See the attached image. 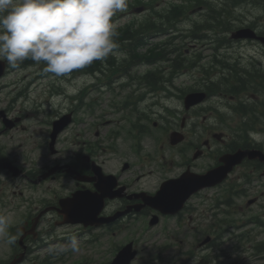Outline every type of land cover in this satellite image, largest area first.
Instances as JSON below:
<instances>
[{"label":"rangeland","instance_id":"1","mask_svg":"<svg viewBox=\"0 0 264 264\" xmlns=\"http://www.w3.org/2000/svg\"><path fill=\"white\" fill-rule=\"evenodd\" d=\"M173 1L178 2L177 0ZM234 1L238 2L237 0H233L232 3L231 0H225L229 9L234 14H239L242 10L241 4H234ZM247 8L249 9V7ZM253 8L254 14L258 16L257 20L260 23L248 20L246 26L257 25L262 27V31H264V18L260 16V13H258V9H260V7L256 6ZM227 27H230V25L226 24L222 26L223 29ZM211 35L214 37L221 38L224 41L226 40V35H222L220 29L211 30ZM179 45L180 44L174 41V46L178 47ZM230 46H234V44L232 43V45ZM241 46L243 48H250L252 45L246 46V44H243ZM136 50L142 53L141 50ZM127 63L128 60L124 59L122 64ZM19 77L23 79V85L25 86L24 90L26 92H22V96L17 99V102L15 103L16 107L13 109L10 107V100L7 98V96L2 95L0 107L10 108L13 110V113L19 110L25 111V109H27L26 111L29 114H27V119L23 120L24 122H26V131L22 139L26 137L28 141L25 142L21 148L16 149L15 147L17 143L22 140L20 139L21 136L15 137L12 140H4L7 143V148L11 157L23 154L25 159H30L34 161L36 167L49 165L54 160L67 161L73 157V153L83 148L82 143H93L94 140L97 138L95 137V133L97 131L103 132L105 130L102 126L95 127V124H99L100 122L109 119L111 115L114 114L112 104L118 103L120 101L119 98L115 97L112 94L102 93L101 91H99V88L96 87L97 82H94L93 78L85 79L83 76H77L74 81L68 82L66 85H64L63 90H60L62 96L47 101L44 98V94L46 92L44 85L37 84L36 87H33L30 86L31 84H29V81H33L34 79L33 72L28 71L25 73H21ZM53 78L54 76L53 74H51L49 80H52ZM18 81L21 85V80ZM183 85L187 86L188 84H186L185 81H180L179 87H183ZM52 91H54V89H52ZM81 92L84 94V96H81ZM75 96L82 97V107L85 106L84 108L77 110V103H72L71 100V97ZM86 105L93 106L89 108L86 107ZM172 106L175 107L174 104ZM245 106L246 105L244 103V107ZM70 110H73V112L75 113V122L68 128V130H66L62 134L59 140L58 150L60 151V154L55 157H49L47 155L45 143L46 130L49 126V122L54 117H59L60 115L67 113ZM24 115L26 114L24 113L22 117H24ZM100 116L101 121H98V117ZM113 117L117 118L118 116ZM152 131L153 136H160L159 131H157L156 129H152ZM38 138H40L41 140V145L38 149H36L35 139ZM143 146V154L153 153L156 150L154 148V143H152V134H149L146 137ZM118 147L121 157V151L123 150V153L128 156L126 158L127 160L135 161L136 157L132 152H130L129 149H125L124 145H120ZM248 171L249 169L245 167L243 169H239L235 174H242ZM176 173L177 171L171 169L157 170V172L152 177H150L148 181L145 182L146 187L148 189L154 190L157 187L160 179L174 176L176 175ZM15 184L16 183L14 181H9L8 188L16 189ZM73 186L74 185L72 181L68 178L60 179L58 182L51 184V188L53 190H56L59 194L67 193L73 188ZM223 191L224 188L216 190L214 192H209L207 193V195L211 198L214 196L220 197L219 194ZM254 191L256 192L258 191V189H255ZM241 201L242 200L240 199L235 200L237 205H240ZM28 202L29 204H32L31 201ZM209 204H212V202L210 201ZM230 208H232V210H235V208L237 207L232 204L230 205ZM7 211H12V207L10 204L9 208L6 209V212ZM249 211L250 213L244 216L243 211L238 210V212H240V215H242V218L234 217V219L237 221L235 225L238 228H231L228 232L222 234L223 239L219 240V248L211 249L208 251L209 253L203 252V254H201L197 252L193 264H199V261L204 257H207L208 261L211 264H264V254H257L254 252L253 249L256 244L260 242L264 243V234H256V232L260 230L259 227H254L253 225H246V218L249 219L250 217H252L253 214H255L254 209H250ZM217 212L219 213L220 211ZM246 212L247 211L245 210V213ZM9 214L8 216L10 217L14 216V218L10 220V223H13L18 219V213H12L10 215ZM142 220L143 219H135L130 221L126 224L127 226L124 229L120 230V232L117 231L114 236L105 235L104 239H100L94 245L87 247L83 242L80 241L78 242V247H80V245H84V247L82 246V249H78V251H73L69 243H66V245H61L64 246V249L63 251L59 250V252L64 253L62 255L63 257L56 260L55 262L53 261L52 264H76V262L78 261L85 262V264H99L101 262L107 263L111 260V256H109L108 251H106L109 245L112 244L113 248L115 249L116 247L118 248L131 240L134 242V246L138 252L137 258L133 262V264H192L188 261H185L183 257L177 255V250L179 248L177 247V239L184 238V232L181 227L177 226L174 222L169 221L165 225V228L156 227L153 230L148 229L147 232L141 233L142 230H146L149 227L147 223L142 224ZM242 233H248L249 235H251L252 240H244L238 242L235 237L241 235ZM174 234H177L173 239V241H176V243L169 245V251H166L164 249L160 251V246H164L166 243L171 242L172 236ZM3 236H0V258L5 255L6 251V243L1 241ZM110 239H112V243L110 242ZM238 245L239 248L237 249L236 247ZM46 253L47 251L44 250L38 254L34 253L35 255L32 256L31 259H35V261H29V263L27 264H42L41 261L46 255ZM155 256H160V260L153 261V257ZM37 257L39 259L38 261H36Z\"/></svg>","mask_w":264,"mask_h":264},{"label":"flooded vegetation","instance_id":"2","mask_svg":"<svg viewBox=\"0 0 264 264\" xmlns=\"http://www.w3.org/2000/svg\"><path fill=\"white\" fill-rule=\"evenodd\" d=\"M253 1H256L258 5L262 2V0ZM247 13L250 12L247 11ZM246 28L253 30L257 36L264 37L262 27L257 25H247ZM220 30H224L225 32L222 33V35H227V32H230V34L232 33L231 27L230 30H228V28L223 29L222 27ZM219 41L222 43L221 47L230 46L233 43L227 38L225 41L222 39ZM240 42L241 45H252L247 49L249 53L247 57L241 58V60H234L229 66L221 67V69H219L220 72L208 71L204 67L201 68L200 72L197 70L199 73L196 77L199 78L195 84L194 91L198 93L203 92L205 96L202 103L193 108V117L187 121L188 116L183 115L180 121L181 124L178 129L182 131L186 140L188 136H194L195 151H197L198 156L193 161L196 162L202 159L210 161L208 168L201 172L198 171V173H204L219 166V159L224 154L233 153L238 149V147L235 146V142L228 140L227 137L217 138L216 129L218 127L226 128L228 125L233 126L234 124L237 125L242 123L243 125L250 126L253 130H256V132L264 133V45H261L260 41H257L254 38L252 41L247 42L246 39H243L240 40ZM239 99L241 102H239ZM243 103H245V107L243 106ZM237 117H242V119ZM5 131L7 130H4V126L0 124V135ZM101 141L102 143L99 144L101 149L96 153L92 152L91 155H96V158H98L101 156L98 154L103 153L100 157L102 161L97 160V164L102 167L105 175L111 174L116 178L115 184L112 186V197L105 201V208L102 212L103 215L105 217H111L114 214L126 213L125 217L127 221H131L137 216H155L156 212L148 207L140 209L139 212H131L129 210L132 206L141 205V200L136 199L134 196L137 193L144 191L142 189H136V185L142 176L135 177V170L139 167H143L146 162L144 163L143 159H140L139 166L134 162H127L126 158L128 156L123 153L124 151H121L122 158L120 156L119 148L110 145L104 146L105 139H102ZM251 145L259 146L258 149L264 150L262 144L256 142L246 143L243 146L244 148H248ZM131 150L132 149H130V152H132ZM6 161L8 160L4 158L2 149L0 148V174L6 173L12 176V171L3 168L2 164ZM11 163L18 168L20 177L26 178L28 181L32 182L31 177L25 175L24 170L19 167V165H16L13 161H11ZM106 165L113 166L115 171L107 170ZM195 166L198 167L197 165ZM186 167L190 168L191 166L189 163H186ZM262 167H264V164ZM72 170L87 178L92 175L88 158L85 160L81 159L79 164L73 165ZM63 173V171H58L55 176H51L44 182L55 180L58 175ZM77 186H90L92 188L93 184L78 183L75 181V187ZM121 188H124V190L121 191ZM6 192L7 185L0 181V200L3 205L6 204V202L3 201ZM15 194L16 193L14 192V195ZM21 195L22 192L19 193L18 198L21 197ZM52 205L54 204H47L46 200L42 201L41 206H51V211L41 216L34 228H32L34 216L39 215L44 209L41 208V210L35 211L33 215L30 213L27 214V216L22 219L21 225L18 227L20 233L19 236L15 238L14 234L9 235L12 237L13 242V246L11 247L12 259L23 254L24 261H26L31 255L32 249L34 248L31 244L38 241L41 236L46 233L41 231L40 227L44 224L47 217L53 216L52 214L58 217L56 207ZM194 209L196 210V207L193 208L187 204L182 214L186 212H194ZM57 217L52 219L53 225H56L58 220H62L61 217ZM189 219L192 218L190 217ZM122 220L123 219L113 222L105 229L110 230L114 225L120 224ZM20 237L22 238L21 244L18 242V238Z\"/></svg>","mask_w":264,"mask_h":264},{"label":"clouds","instance_id":"3","mask_svg":"<svg viewBox=\"0 0 264 264\" xmlns=\"http://www.w3.org/2000/svg\"><path fill=\"white\" fill-rule=\"evenodd\" d=\"M126 9L127 0H0V62L17 68L31 60L62 77L118 55L112 17ZM248 135L264 142V133ZM10 219L0 215V236L6 235ZM70 246L78 251L77 240Z\"/></svg>","mask_w":264,"mask_h":264},{"label":"water","instance_id":"4","mask_svg":"<svg viewBox=\"0 0 264 264\" xmlns=\"http://www.w3.org/2000/svg\"><path fill=\"white\" fill-rule=\"evenodd\" d=\"M194 102L193 97L188 99L187 104H192ZM68 123V119H64L55 124V131L53 133L54 136L58 133V131ZM238 159L234 160L232 163H229L230 166L228 168H222L219 170L217 174H207L204 177L194 178V179H182L179 181H172L165 183L162 185L160 191L154 198H151L150 203L155 207L161 206H174V210H177L181 207L183 201L193 192V190L200 189L206 187L208 185L214 184V182L219 181V177L223 178L231 167L241 160V155L238 154ZM222 172V173H220ZM208 180V181H207ZM212 180H215L211 182ZM210 182V183H209ZM187 187H194L192 191H189L184 197L182 196L180 199L178 197L179 193L183 192ZM96 207L93 202L85 203L81 199L77 201L75 209L70 214L73 222L83 221V222H92L91 214H96ZM134 252H131V244L125 247L120 254L117 256L116 260L112 264H128L130 260L133 258Z\"/></svg>","mask_w":264,"mask_h":264},{"label":"bare ground","instance_id":"5","mask_svg":"<svg viewBox=\"0 0 264 264\" xmlns=\"http://www.w3.org/2000/svg\"><path fill=\"white\" fill-rule=\"evenodd\" d=\"M227 1H230V0H227ZM231 1H232V3H233V0H231ZM237 1H238V3L234 1V4H241L243 0H237ZM227 28H228V30H230V27H227ZM221 33H225L224 30H221ZM228 33H229V32H227L226 34H228ZM248 36H253V38H254L255 40L260 41V42H261L262 40H264V37H259V36H257L256 33H255L253 30L248 29V28H246L245 31H243V32L240 34V40L246 39ZM219 40H221V39H219ZM233 44H234V42H233ZM239 102H241L240 99H239ZM243 106H244V103H243Z\"/></svg>","mask_w":264,"mask_h":264},{"label":"trees","instance_id":"6","mask_svg":"<svg viewBox=\"0 0 264 264\" xmlns=\"http://www.w3.org/2000/svg\"><path fill=\"white\" fill-rule=\"evenodd\" d=\"M238 3V2H237ZM124 34L125 35H123V36H125V38L126 37H128V36H130V33L129 32H127V31H124ZM138 38V37H137ZM132 41V40H131ZM140 41H139V39H137L136 40V44H133L132 43V45H134V47H139L140 46ZM175 66H177V62L175 63ZM96 67L94 66V64L93 63H91L90 65H87V66H85L84 68H82V69H78L77 70V72H92L94 69H95Z\"/></svg>","mask_w":264,"mask_h":264}]
</instances>
